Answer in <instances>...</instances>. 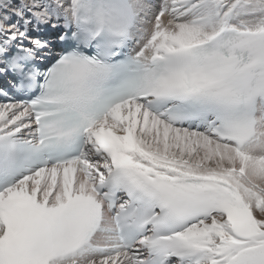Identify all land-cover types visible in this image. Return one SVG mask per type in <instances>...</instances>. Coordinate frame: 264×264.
Masks as SVG:
<instances>
[{"label": "snow or ice", "instance_id": "obj_1", "mask_svg": "<svg viewBox=\"0 0 264 264\" xmlns=\"http://www.w3.org/2000/svg\"><path fill=\"white\" fill-rule=\"evenodd\" d=\"M0 264H264V0H0Z\"/></svg>", "mask_w": 264, "mask_h": 264}]
</instances>
